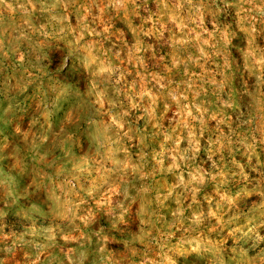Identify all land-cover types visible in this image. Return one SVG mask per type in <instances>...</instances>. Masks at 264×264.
Instances as JSON below:
<instances>
[{
	"label": "rangeland",
	"instance_id": "374dc122",
	"mask_svg": "<svg viewBox=\"0 0 264 264\" xmlns=\"http://www.w3.org/2000/svg\"><path fill=\"white\" fill-rule=\"evenodd\" d=\"M0 264H264V0H0Z\"/></svg>",
	"mask_w": 264,
	"mask_h": 264
}]
</instances>
